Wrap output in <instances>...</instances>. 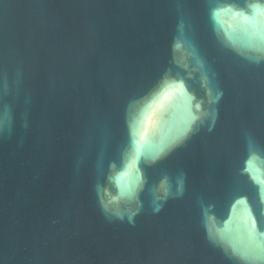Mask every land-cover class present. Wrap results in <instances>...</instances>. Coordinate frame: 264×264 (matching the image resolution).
I'll return each instance as SVG.
<instances>
[{
  "label": "water",
  "instance_id": "water-1",
  "mask_svg": "<svg viewBox=\"0 0 264 264\" xmlns=\"http://www.w3.org/2000/svg\"><path fill=\"white\" fill-rule=\"evenodd\" d=\"M0 264H264V0H0Z\"/></svg>",
  "mask_w": 264,
  "mask_h": 264
}]
</instances>
